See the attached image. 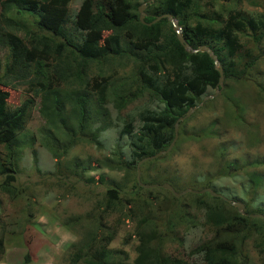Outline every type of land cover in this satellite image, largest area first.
Masks as SVG:
<instances>
[{
    "label": "trees",
    "instance_id": "obj_1",
    "mask_svg": "<svg viewBox=\"0 0 264 264\" xmlns=\"http://www.w3.org/2000/svg\"><path fill=\"white\" fill-rule=\"evenodd\" d=\"M72 2L0 0V50H6L0 55V146L4 148V154H0V204L3 196L17 197L15 183L22 149L17 138L30 123L39 99V112L46 121L39 144L55 160V174L84 181L90 171L107 168L123 176L119 181L107 182L101 177L100 182L108 185L102 212L93 213L92 207L84 218L68 217L63 222L68 230H83L80 240L71 245L67 264H129L124 250L111 248L117 229L107 225L104 216L109 213L117 215L118 226L133 224V264H187L167 255L165 245L175 239L177 232L172 231L180 221L188 220L169 215L162 218L163 224L156 223L150 199L140 193L150 190L138 184L137 164L167 149L174 138L175 121L196 106L208 89L215 90L219 75L213 60L205 52L188 53L167 19L151 26L141 23L137 10L140 0H82L74 12L69 8ZM242 5V0H155L146 8L144 19L150 23L155 17L170 14L177 19L185 43L193 49L207 46L212 50L222 66L225 84L218 96L203 107L223 96V114L239 112L241 116H232L239 125L245 123V107L239 102L242 97L237 87L250 81L257 88L256 101L264 97L262 72L255 68L264 60V15L250 14ZM128 64L133 74L121 71ZM20 85L27 87L29 95L14 108L8 104V90ZM145 96L155 99L159 107L150 109L149 103L131 106ZM114 111L123 114L121 128L115 123L119 117L112 116ZM197 115L180 123L178 137L218 136L216 121L188 128ZM112 125L118 128L117 140L97 166L91 167L88 160L78 158L64 162L80 143L103 149L101 134ZM257 157L249 162L235 159L222 163L224 175L244 170L256 190L264 181L259 178L263 174L253 169L249 175L246 168L264 167V157ZM150 163L145 161L139 167L140 182L147 185L154 184L144 180ZM162 175L174 188L184 182L180 175ZM194 180L196 177L188 179L189 187L196 188ZM199 187L211 188V182L206 180ZM189 195L193 205L204 212L201 226L211 235L191 250L190 257H196L198 264H249L243 247L252 242L264 264V220L249 216L264 215V211L245 210L248 215H241L222 198L208 193ZM182 208L191 207L185 202ZM201 219L189 221L186 228ZM4 251L1 231L0 261ZM24 260L30 261V256Z\"/></svg>",
    "mask_w": 264,
    "mask_h": 264
},
{
    "label": "rangeland",
    "instance_id": "obj_2",
    "mask_svg": "<svg viewBox=\"0 0 264 264\" xmlns=\"http://www.w3.org/2000/svg\"><path fill=\"white\" fill-rule=\"evenodd\" d=\"M242 1V6L248 13L264 15V0ZM81 2L82 0H73L69 7L71 12L77 10ZM5 53L6 50H0V55H5ZM131 68L132 65L128 64L125 68L121 67V71L133 74ZM256 69L262 72L260 77L264 81L263 59L256 65ZM246 81L248 82V80ZM26 89V86L20 85L16 87V90H8L9 106L14 108L19 106L29 95ZM240 89L238 93L242 98L239 102L243 103L245 107V111L242 113V118L245 119L244 124L239 125L240 122L232 119V116H241L239 112L223 114L226 107L222 102L223 96H221V100L213 101V104L211 103L199 111L201 107L197 110L199 111L198 115L196 114L197 116L187 127L197 129L204 127L205 124L208 125L211 121H216V127L218 126L219 130L218 136H208V139L206 137H182L181 139L178 137L168 154L149 160L151 163L145 170V182L169 184L163 178V173L170 176L180 175L184 181L183 184L179 182L178 188L171 186L176 192H181L204 189L205 187L199 186L209 180L211 182L210 189L226 200L242 203L245 206L244 211L249 213L264 211V181H261L259 187L253 190L250 185V177L248 178L244 170L226 176L224 175L225 167L222 166V163L235 159L249 162L256 156L264 157V97L261 101H256L258 92L252 82L250 85L245 84ZM154 101L155 99L145 96L138 98L131 106H144L149 103V108L156 110L159 104ZM36 103L30 123L24 133L17 138L22 147L18 161L19 172L15 183L17 197L3 196L0 204V232L2 231L4 238L5 250L0 264H67L71 245L80 240L83 230L80 227L68 230L63 226V222L68 217L84 218L92 207L95 208L93 213L99 214V210L102 209L104 192L108 188V185L103 182L111 181V179L119 181L123 177L122 173L107 168L90 171L85 175L84 181L73 177L64 179L55 174V160L39 144L40 131L45 128L46 121L39 112L40 100L37 99ZM126 111L130 110L126 109ZM114 112L112 116L119 117L115 123L121 128L123 121H120V118L123 114L122 112L114 114ZM134 126L137 128L139 122ZM223 126H227L228 129L224 130ZM117 136L118 128L112 125L101 134V140L105 146L103 149L99 150L93 145L80 143L67 154L64 162H71L78 158L88 160L91 167L97 166L98 161L109 155V149L115 144ZM0 154H4L3 146H0ZM246 169L249 175L254 172L253 169H256L258 173L263 174L259 178L264 179V167L257 169L248 165ZM101 177L103 182H100ZM190 177H196L197 180H194L197 183L196 188L189 187L188 179ZM87 180L89 182L85 183ZM70 184L72 188H69ZM159 188L145 189L150 190V193L140 192L142 196L150 199L152 217L158 220L156 223L163 224L164 219L162 218L166 219L169 215L176 218L182 216L188 220L187 223L180 221L182 223L173 229L172 232L177 233L174 236L175 239L165 245L167 255L171 254L173 257L186 261L187 264H198L196 257H190L189 253L211 236L210 231L201 226L203 223L202 213L204 212L193 205L194 200L191 195L188 197V194H185L179 198H173L170 193L166 192L167 190L161 188V191ZM181 188L182 190H180ZM185 202L191 208L183 209L182 204ZM146 212L147 210L144 211L145 214ZM106 215L104 218L106 217L107 225L117 229L111 248L124 250L127 262L133 264L136 258L133 224L124 222L118 226L116 225V214ZM93 216L94 219L97 217ZM197 219H201L200 223H193L190 228H186L189 221ZM243 251L249 257V264H261V257L253 248L252 242H247ZM26 255L30 256V261L24 260Z\"/></svg>",
    "mask_w": 264,
    "mask_h": 264
},
{
    "label": "water",
    "instance_id": "obj_3",
    "mask_svg": "<svg viewBox=\"0 0 264 264\" xmlns=\"http://www.w3.org/2000/svg\"><path fill=\"white\" fill-rule=\"evenodd\" d=\"M149 1H154V0H149ZM146 8V4H142L138 7V13H139V21L143 24H146L144 23V17H145V13H144V9ZM167 19L169 21V23L172 24V29L173 31L176 33L177 35V39L179 41V43L181 45H183L184 49L188 52V53H197V52H207L213 59H214V62H215V68L217 69V71L219 72L220 74V77H219V80H218V85L220 87H222V83H223V77H222V71L220 69V65L218 63V61L216 60V57L211 53V51L208 49V47L206 46H201L199 47L198 49L194 50L192 49L188 44L185 43L182 35H181V30L179 28V26L176 24V22L174 21L173 17L170 15V14H163L161 16H158L156 17L151 23H148L146 24L147 26H151L153 25L154 23L160 21L161 19ZM219 93V90L216 89L215 93L213 96H206L204 97V99L195 107H192L190 108L182 117L178 118L177 121L175 122V125H174V128H175V131H174V138L172 140V142L170 143V145L167 147V149L163 150V151H160L158 153H156L155 155H152V156H149V157H146L144 158L143 160H141L138 164H137V172H136V178H137V182L138 184L144 188V189H151V188H155V187H160L164 190H167L169 191L174 197L176 198H179L181 196H184L185 194H194V195H203L205 193H208L210 194L212 197H219V198H222L224 199L222 196L216 194L212 189L210 188H204V189H200V190H183L181 192H176L174 190V188L167 184V183H163V184H151V185H147V184H143L140 182V164L145 162V161H149V160H154V159H157L161 156H164L166 154H168L173 145L175 144V141L177 140V136H178V125L180 122H183L184 120H186L187 118H189L197 109H199L202 104L204 102H206L207 100H210L212 98H214L217 94ZM226 202H228L229 204H231L233 207H235L237 209V212L241 215H247L244 213V205L242 203H239V202H231L229 200H226L224 199ZM252 218H261L264 220V215L262 214H254V215H250Z\"/></svg>",
    "mask_w": 264,
    "mask_h": 264
},
{
    "label": "clouds",
    "instance_id": "obj_4",
    "mask_svg": "<svg viewBox=\"0 0 264 264\" xmlns=\"http://www.w3.org/2000/svg\"><path fill=\"white\" fill-rule=\"evenodd\" d=\"M145 2H146V0H145V1H144V0H140V3H141L140 5L144 4ZM140 5H139V6H140ZM139 6H138V7H139ZM137 10H138V9H137ZM145 10H146V9H144V13H145ZM138 15H139V13H138ZM160 16H161V15H160ZM145 17H146V14H145ZM145 17H144V19H145ZM155 18H156V17H155ZM155 18H154V19H155ZM144 19H143V20H144ZM154 19H153V20H154ZM153 20H152V21H153ZM152 21H151V22H152ZM174 21H175L176 24L178 25L177 20H174ZM151 22H150V23H151ZM144 23H145V22H144ZM156 23H158V22H156ZM156 23H154V24H156ZM146 24H148V23H146ZM146 24H145V25H146ZM154 24H153V25H154ZM170 24H171V23H170ZM171 26H172V24H171ZM178 26H179V25H178ZM179 28H180V30H181V27H180V26H179ZM172 30H173V29H172ZM173 32H174V31H173ZM174 33H175V32H174ZM175 34H176V33H175ZM181 35H182V34H181ZM176 38H177V35H176ZM183 39H184V38H183ZM177 40H178V39H177ZM184 41H185V40H184ZM178 42H179V41H178ZM186 44H187V43H186ZM182 46H183V45H182ZM200 47H201V46H200ZM206 47H207V46H206ZM191 48H192V47H191ZM198 48H199V47H198ZM198 48H197V49H198ZM192 49H193V48H192ZM208 49H209V50L211 51V53L216 57V60L218 61L219 65H220V69H221V71H222V66H221V64H220V62H219L217 56L212 52V50H211L209 47H208ZM194 50H196V49H194ZM197 53H199V52H197ZM201 53H202V52H201ZM205 53H207V52H205ZM207 54H208V53H207ZM208 55H209V54H208ZM209 57L213 60L214 69H215V71H216V72L218 73V75H219V76H218V80H219L220 74H219V72L217 71V69L215 68V62H214V59H213L210 55H209ZM255 68H256V67H255ZM256 71H257V69H256ZM222 77H223V73H222ZM262 77H263V76H262ZM262 79H263V78H262ZM224 84H225V80H224V78H223L222 87H220V86L218 85V81H217V86L215 87V90L212 91V89H208V90L206 91V95H205L204 97H206V96H213L214 93H215V91H216V89H218L219 92H221L222 89H224ZM248 84L250 85V81L248 82ZM242 87H244V85H242V86H238L237 89H238V90H241L240 88H242ZM238 90H237V91H238ZM218 94H219V93H218ZM218 94H217L215 97H217ZM204 97H203V99H204ZM215 97H214V98H215ZM214 98H212V99H214ZM203 99H202V100H203ZM212 99H210V100H212ZM202 100H201V101H202ZM210 100H207V101H210ZM201 101H200V102H201ZM207 101H206V102H207ZM200 102H199V103H200ZM206 102H204V103L202 104L201 107H203V105H204ZM199 103H198V104H199ZM198 104H197V105H198ZM197 105H196V106H197ZM194 107H195V106H194ZM201 107H200V108H201ZM191 108H192V107H191ZM200 108H199V109H200ZM204 108H205V107L201 108L200 110H199V109H197V110L201 111V110L204 109ZM189 109H190V108H189ZM189 109H188V110H189ZM188 110H187V111H188ZM197 110H196V111L190 116L191 118H192V116H193L194 114L196 115V114L199 112V111H197ZM187 111H186V112H187ZM182 116H183V115H182ZM182 116H181V117H182ZM190 117H189V118H190ZM193 117H194V116H193ZM179 118H180V117H179ZM189 118H187V119H189ZM191 118H190V119H191ZM187 119H186V120H187ZM176 121H177V120H176ZM176 121H175V122H176ZM184 121H185V120H184ZM184 121H183V122H184ZM180 123H182V122H180ZM180 123H179V125H180ZM174 125H175V123H174ZM179 125H178V133H179ZM174 129H175V128H174ZM177 138H178V136H177ZM205 188H206V187H205ZM172 196H173V195H172ZM173 197H174V196H173ZM244 207H245V206H244ZM243 211H244V210H243ZM244 213H245V212H244ZM245 214H246V213H245ZM247 215H248V214H247ZM250 215H254V214H250ZM250 215H249V216H250ZM254 219H256V218H254ZM260 219H261V218H260Z\"/></svg>",
    "mask_w": 264,
    "mask_h": 264
},
{
    "label": "flooded vegetation",
    "instance_id": "obj_5",
    "mask_svg": "<svg viewBox=\"0 0 264 264\" xmlns=\"http://www.w3.org/2000/svg\"><path fill=\"white\" fill-rule=\"evenodd\" d=\"M154 2H155V0L152 2V1H149V0H146V2L144 3V4H146V8L148 7V6H150V5H152V4H154ZM145 8V9H146ZM173 17V16H172ZM173 19L174 20H177V19H175L174 17H173Z\"/></svg>",
    "mask_w": 264,
    "mask_h": 264
}]
</instances>
